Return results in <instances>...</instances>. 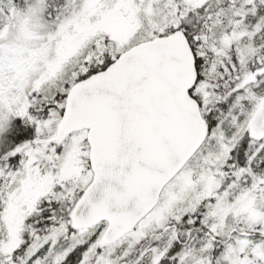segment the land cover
Here are the masks:
<instances>
[{"label": "rangeland", "instance_id": "rangeland-1", "mask_svg": "<svg viewBox=\"0 0 264 264\" xmlns=\"http://www.w3.org/2000/svg\"><path fill=\"white\" fill-rule=\"evenodd\" d=\"M27 1L22 11L14 7L0 8L6 15V11H11L5 21L4 17L0 20L4 22L0 27V152L10 144L5 141V135L11 131L16 118L28 120L37 132L33 140L22 143L7 155L6 159L21 158L16 169L7 163L0 166V188H3L0 191V264H7L5 259L19 247L23 224L43 199L58 194L74 202L75 192L85 189L92 179L86 132L74 133L62 143H50L60 124L57 108L62 104L55 103L56 109L50 107L49 93L52 90L66 93V84H74L92 70L88 64H94L97 59L100 65L105 64L108 59L104 56L115 59L171 27L181 28L182 20L195 25L196 15L201 13V30L207 34L198 32L202 35L193 36L192 42L197 55L208 66L202 71L203 78L193 94L203 101L205 113L215 115V106L221 105H213L230 90V79L238 81L233 92L240 95L223 110L227 112L239 106L238 111L235 109V119L227 125L228 134L221 122L217 123L210 130L206 144L164 189L159 205L134 232L111 245H105L102 236L86 247L78 264H119L120 259L132 254L134 247L151 233L187 215L194 216L201 208L209 238L217 235L231 240L220 264H264V240L231 233L233 229H240L243 233L264 235V175L262 178L254 175L251 179V166L257 155L251 153L246 166L229 162L242 133L249 134L251 115L264 99L256 102L253 111L250 108L242 123L238 121L245 112L243 105H251L256 97L249 87L253 83L252 73H239L234 65L233 59L238 56L236 46L241 39L236 32L245 28L231 22V14L239 15L240 11L234 6L236 0H223L224 4L219 7L230 10L229 13L216 9L214 14L205 9V12L192 10L210 0H62L56 5L50 4L52 0ZM253 2L243 0L244 5L252 6ZM250 12L248 9L245 13ZM251 48L249 44L242 46L237 64L246 60ZM235 52L237 56L233 55ZM221 90H225L224 94L217 99ZM39 104L44 109L47 106L45 115ZM250 145L252 151L257 150L255 144ZM262 148L260 145L258 150ZM58 233L61 232L52 236L53 248L63 243L64 238L60 239ZM86 236V230L72 236V243L78 244V239L80 243ZM207 242L199 251L195 250L196 245L187 246L177 264H203L209 248ZM42 245L27 255L24 264H40L37 258L34 261L30 258ZM166 249L163 244L149 246L139 259L146 256L147 264H160ZM69 250L66 254L59 253L53 264L62 262Z\"/></svg>", "mask_w": 264, "mask_h": 264}, {"label": "water", "instance_id": "water-1", "mask_svg": "<svg viewBox=\"0 0 264 264\" xmlns=\"http://www.w3.org/2000/svg\"><path fill=\"white\" fill-rule=\"evenodd\" d=\"M198 80L194 50L176 31L132 47L69 91L53 142L87 131L93 175L72 213L75 230L106 223L103 243L111 245L156 209L209 136L192 96ZM249 132L264 140V99Z\"/></svg>", "mask_w": 264, "mask_h": 264}, {"label": "trees", "instance_id": "trees-1", "mask_svg": "<svg viewBox=\"0 0 264 264\" xmlns=\"http://www.w3.org/2000/svg\"><path fill=\"white\" fill-rule=\"evenodd\" d=\"M231 1V0H226ZM235 1V0H234ZM27 0H0V8L7 7L8 9H11L12 7L16 8L18 11L21 10L23 6L27 7ZM79 2V0H78ZM223 0H210L208 4L204 6H194L192 7V10L194 12H198L200 10H205L207 12H211V14H214V12L217 10H223V8H220L224 3ZM29 3V2H28ZM58 3H62V0H52L50 4L56 5ZM235 8H238L240 11L232 15L231 22L235 23L236 25L240 27L244 26V30L241 28L239 31L236 32L234 29V32L238 33V35L241 37L239 43L236 46V50L238 52V56L235 52L237 57L234 60V65L238 68L239 73L243 71H247L252 73V80L253 82L249 87L253 92H255V97H253L254 102L247 106V104L243 105L245 114L242 113L240 116V119L238 120L240 123H242L247 118V113L249 112L250 108H253L252 111L256 108L257 101L261 100L264 97V0H254L252 6L250 5H244L243 0H236L234 2ZM54 7V6H51ZM7 9V10H8ZM205 9V10H204ZM248 9H250L252 12L245 13ZM226 12L227 10H223ZM222 11V12H223ZM230 10L227 12L229 13ZM7 15L0 12V20L2 17L8 16L10 14V10L6 11ZM196 18L198 19V22L195 25H188L185 23L184 20H182L183 25H180L181 28L173 29L171 27L170 30L166 31L165 33H162L161 36L170 35L171 33L182 30L185 32L186 36L188 37L192 48L196 54L197 58V68L199 72V81L203 78L202 71L206 70L208 65H204L202 62V59L197 55L196 48L192 42L193 36L198 35V32H201L202 34H207V31H203L202 29V18L203 14L196 15ZM227 18H225L226 20ZM217 20V19H216ZM228 21V19H227ZM4 26V22L0 23ZM185 26V27H184ZM223 28H226L227 25H223ZM2 29V28H1ZM200 29V30H199ZM192 32L190 33L189 31ZM199 34V35H202ZM213 35V32H212ZM212 38V36H211ZM251 45V52L248 53L246 56V60L244 59L239 64H237L238 59L240 60V50L242 46L245 45ZM234 46V45H233ZM103 58L108 59V61L102 65L97 62V60L94 61V64H88V67H91L92 70L81 76L80 80L86 79L90 77L91 75L104 70L109 66L115 59L108 58V56H104ZM76 83V82H75ZM74 83V84H75ZM238 81H233L230 79V82L228 83L230 85V90L224 91L221 90L218 95L221 99L216 101V103L213 105H221L215 106V115L211 113H205L203 109V101L199 98L198 95H194V98L197 99L201 105L202 113L204 118L207 120L210 130H213L216 127L217 123L221 122L222 128L225 130V132L228 134L227 125H229L233 120L235 119V109L239 108L233 107L231 111L223 112L224 108L229 106L230 103H234V97L238 94H234L233 89H235ZM73 83L71 85L65 86V89L67 88L66 93L59 94L58 91L52 90L49 93V100L48 102L51 103L50 107H55V103L62 104V106H59L57 108V115L61 118L64 110L65 100L66 96L69 92V90L74 85ZM68 86V87H67ZM232 90V91H231ZM240 97V96H239ZM213 102V98H211V101ZM227 102V104H225ZM225 106H223L224 104ZM255 103V104H254ZM43 105V103H42ZM210 105V106H211ZM239 105V104H238ZM45 106V104H44ZM223 106V107H222ZM39 107L43 109L44 115L46 114V108L45 109L39 104ZM242 107V106H240ZM221 108V109H220ZM239 109H237L238 111ZM251 114V113H250ZM219 125V124H217ZM36 127L34 124H31L28 122V120L24 118H16L12 121V129L5 135V141H8L10 143L7 148L3 149L0 152V166L4 163H7L8 165L14 167L15 169L18 167L20 157H9L7 158V155L11 150L16 148L17 146L21 145L22 143H26L28 141L33 140L36 137ZM211 134V133H210ZM255 144L257 146V150L252 151L251 145ZM260 145H263V148L259 151L258 147ZM251 153H256V157L254 158L253 162L254 165L251 166V179H254L253 176L255 175L257 178H262L264 175V141L263 142H256L254 141L249 134L242 133L241 138L236 144V147L232 151L231 158L229 160L230 163H234L235 165H241L246 166V163L249 160V155ZM1 169V167H0ZM2 185V182H0V186ZM247 184H245L246 187ZM3 188H0V191H2ZM85 189L77 190L75 193V196H77V200L72 202L70 198L67 196H59L52 195L51 197L43 199L40 204L37 206L36 210L27 218L25 223L23 224V230L21 234V242L19 247L8 257L5 259V262L7 264H24L27 260V255L32 252V250H35L36 247L43 244L40 249L34 254L30 260L34 261L36 258L39 261L40 264H53L54 258L59 254H63L66 250L70 249L67 253L66 258L57 264H78L81 260V257L86 249V247L99 240L102 236H104L105 230L107 228L106 223H101L98 226H96L93 229L86 230L87 236L83 239H81L78 244L72 243V236H78L82 232L85 231H77L72 226V213L73 210L77 204V202L81 199ZM59 196V197H58ZM1 197V194H0ZM203 208L198 210L194 216L187 215L183 219L179 220L178 222L172 221L166 225V227L160 230H157L153 233H151L141 244L136 245L132 251V254L128 255L126 259H120L119 264H133L136 262L137 264H147L148 258L142 257L143 259H139L140 255L147 250V248L150 246L156 247V245H162L167 246V254L165 258L162 260L160 264H177V261L179 259L180 254L184 251V249L189 245H196L195 250H200L201 246L204 245L207 241L209 244V248L207 249V257L206 260L204 259L203 264H220V258L224 256L226 251V245L231 242L230 238L228 237H220L215 236V239L209 238V227L205 226L203 223ZM236 231V234H240V229H233ZM231 231V233L233 232ZM56 232L60 236L59 238L62 239V245H60L57 248L51 247L53 238L52 236ZM245 232V231H244ZM170 234L173 235L174 238H171ZM250 234L252 238L255 240H264V235H259L258 233H248ZM230 236V235H229ZM227 238V239H226ZM70 244H73L72 246ZM182 246V247H181ZM53 248V249H51ZM65 256V255H64ZM139 259V260H138ZM138 260V261H137ZM196 260V259H195ZM140 261V262H139ZM5 264V263H4Z\"/></svg>", "mask_w": 264, "mask_h": 264}, {"label": "flooded vegetation", "instance_id": "flooded-vegetation-1", "mask_svg": "<svg viewBox=\"0 0 264 264\" xmlns=\"http://www.w3.org/2000/svg\"><path fill=\"white\" fill-rule=\"evenodd\" d=\"M208 2H209V1H207L206 4H208ZM206 4H204V5H206ZM204 5H203V6H204Z\"/></svg>", "mask_w": 264, "mask_h": 264}]
</instances>
